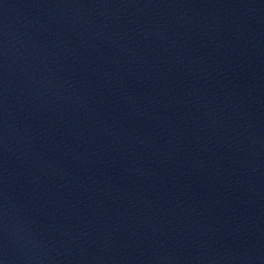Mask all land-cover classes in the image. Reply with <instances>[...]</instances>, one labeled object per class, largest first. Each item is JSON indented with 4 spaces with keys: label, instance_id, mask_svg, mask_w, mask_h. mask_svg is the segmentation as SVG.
<instances>
[{
    "label": "water",
    "instance_id": "obj_1",
    "mask_svg": "<svg viewBox=\"0 0 264 264\" xmlns=\"http://www.w3.org/2000/svg\"><path fill=\"white\" fill-rule=\"evenodd\" d=\"M0 264H264V0H0Z\"/></svg>",
    "mask_w": 264,
    "mask_h": 264
}]
</instances>
